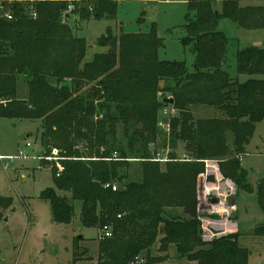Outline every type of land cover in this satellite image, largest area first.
Wrapping results in <instances>:
<instances>
[{"label":"trees","instance_id":"trees-1","mask_svg":"<svg viewBox=\"0 0 264 264\" xmlns=\"http://www.w3.org/2000/svg\"><path fill=\"white\" fill-rule=\"evenodd\" d=\"M241 1L188 0L181 42L194 54L191 73L184 62L159 59L163 38L154 29L118 36L107 31L96 40L106 50L85 62L87 43L74 29L81 21L114 16L117 0H80L65 23L67 5L57 0L31 7L15 1L11 19L0 17V117L41 122V154L51 157L42 162L50 165L54 188L40 196L49 202L53 222L71 223L72 200L82 203L83 227H110L111 237L98 244L96 264H135L136 258L138 264H168L171 245L188 264H248L236 233L204 242L195 215L202 160H215L224 180L249 188L241 154L264 118V79L240 83L222 69L229 39L218 29L221 19L245 30L264 29V5ZM235 59L237 73L264 75V42L239 49ZM21 83L25 99L18 95ZM166 97L177 110L168 138L157 126ZM197 106L222 116L195 119ZM159 140L169 149L165 162L152 160ZM131 162L141 166L138 182L125 181ZM257 201L264 209V181ZM171 209H179V216ZM156 242L158 256L152 253Z\"/></svg>","mask_w":264,"mask_h":264},{"label":"rangeland","instance_id":"rangeland-1","mask_svg":"<svg viewBox=\"0 0 264 264\" xmlns=\"http://www.w3.org/2000/svg\"><path fill=\"white\" fill-rule=\"evenodd\" d=\"M14 2L0 0V17L9 14V7ZM187 2L188 0H117L114 16L81 21L74 29L75 35L84 38L87 43L84 61L89 62L94 54L106 50L98 46L96 40L107 31L118 36L122 33H148L154 29L163 38V46L158 52L159 59L184 62L188 72H193L194 54L181 42L185 34L183 25L189 12ZM20 4H30L31 7L34 1ZM256 4L258 2L253 1L252 5ZM218 29L229 39L222 69L240 83L248 79H264V75L240 74L235 69L236 52L245 47H261L264 29L245 30L229 19L219 20ZM18 95L26 98L27 88L24 83L18 88ZM192 112L195 119L222 116L217 109L205 106L194 107ZM41 129L39 120L0 117V200H6L5 205L0 204V264H73L74 257L77 258V264H96L100 239L97 238V228H86L80 224L78 214L82 203L70 200L74 208L71 223L57 224L52 220L49 202L40 196L45 189L54 188L50 165L42 162L46 158L41 154ZM117 138L122 143L125 142L121 125L117 126ZM27 143L30 146L26 147ZM163 147L162 140H159L157 151L161 154L168 153L169 149L167 151ZM19 151L24 152L25 157H19ZM53 152L58 153L54 149ZM176 153L178 158L184 155L182 149H178ZM241 157V166L246 171L249 188H236L232 182L220 179L219 172V176H216L212 174V169L207 171V168L201 172L206 179L201 178L198 184L199 190L202 186H207L212 198L214 195L211 189L217 187L219 194L227 196V201L235 206L228 220L219 219V215L211 216L209 220L213 225H208L209 231L204 232L196 213L197 198L195 215L201 228L202 241L208 243L215 238L236 233L238 246L248 252V264H264V234L256 233L258 229H264V209L260 208L257 201L258 186L264 181V118L255 126ZM47 158L51 160V157ZM206 160L212 161L211 164L218 168L215 160ZM55 166L62 170L59 164ZM141 177L140 164L129 163L125 181L138 182ZM56 192L60 196L70 197L68 193ZM79 236L82 239H78ZM160 237L161 235L157 239ZM157 246L158 242L152 247V253L156 252ZM167 254L168 258L172 254L170 260H167L168 264H188L185 258H177L173 245L169 247Z\"/></svg>","mask_w":264,"mask_h":264},{"label":"built area","instance_id":"built-area-1","mask_svg":"<svg viewBox=\"0 0 264 264\" xmlns=\"http://www.w3.org/2000/svg\"><path fill=\"white\" fill-rule=\"evenodd\" d=\"M57 1H62L65 2L67 5L66 10L64 11L65 13V17L63 19V23H65L68 20V17L72 14L73 10L75 9V3L76 2H80V0H57ZM32 16H34L33 13H31ZM67 15V16H66ZM5 17L7 19H11V15L10 14H5ZM177 115V110L175 108H173L172 105H165L163 106L160 111H159V117H158V121H157V126L161 131V134L164 137H168L170 135V120L171 118H173L174 116ZM30 146L29 143L26 144V147ZM166 150L168 151V148H166ZM19 157H25L24 152L19 151ZM113 158L116 159V154H113ZM39 159H41L39 157ZM44 159V158H43ZM48 160H50V158H46ZM153 161H160V162H165L168 160V153H163L161 154V152H156L154 155V158L152 159ZM204 163V168H207L206 170L208 171L209 169H212V174H216L218 171V168L214 167L209 160H203L202 161ZM216 172V173H215ZM204 174L201 173L199 174L198 180H197V187H196V198H197V206H196V213L199 216L200 222L202 223V230L205 231H209V229L207 228L208 225H213L212 221H210V217L211 216H218L219 215V219H223V220H228L230 214L234 211L235 206L233 204H230L227 201V196H225L224 194H219L218 193V187L211 189L213 191L214 197H210V189L207 186H202V189L199 190V182L202 179H206L205 176H203ZM220 179H223L221 176H219ZM226 182H228V180H224ZM109 184H106L105 187H108ZM116 185L113 184L111 185V189L112 190H116ZM210 197V199H209ZM227 228L228 227V223L226 222ZM227 231V230H226ZM211 233V232H210ZM111 237V230L110 227L108 225H105L99 229H97V238L102 240L104 238H109ZM212 238V234L210 236ZM140 258H136L135 259V264L140 263Z\"/></svg>","mask_w":264,"mask_h":264},{"label":"crops","instance_id":"crops-1","mask_svg":"<svg viewBox=\"0 0 264 264\" xmlns=\"http://www.w3.org/2000/svg\"><path fill=\"white\" fill-rule=\"evenodd\" d=\"M8 1H16V2H26V1H30V2H32V1H40V0H8ZM253 1L258 2V4L252 5ZM240 5L241 6H260V5H264V0H244V1H241L240 2ZM241 159H242V157H241ZM179 212H180L179 209H171V210H168V213L169 214H172V215H177ZM153 254H157V253L155 251H153ZM171 256H172V254H170L168 260H170V257Z\"/></svg>","mask_w":264,"mask_h":264},{"label":"water","instance_id":"water-1","mask_svg":"<svg viewBox=\"0 0 264 264\" xmlns=\"http://www.w3.org/2000/svg\"><path fill=\"white\" fill-rule=\"evenodd\" d=\"M162 102L166 105H173V100H172V98H169V97L163 98ZM22 139H23V137H22ZM78 239H82V237L79 236Z\"/></svg>","mask_w":264,"mask_h":264}]
</instances>
